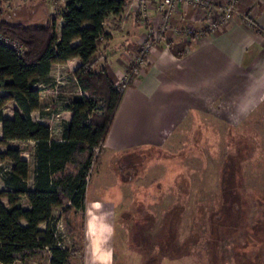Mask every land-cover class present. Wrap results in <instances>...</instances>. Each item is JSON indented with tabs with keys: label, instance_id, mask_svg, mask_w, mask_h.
Segmentation results:
<instances>
[{
	"label": "crops",
	"instance_id": "obj_1",
	"mask_svg": "<svg viewBox=\"0 0 264 264\" xmlns=\"http://www.w3.org/2000/svg\"><path fill=\"white\" fill-rule=\"evenodd\" d=\"M128 1L125 12L110 17L106 23L111 39L105 41L97 53L100 59L95 67L96 71L105 69L115 84L121 81L146 34V27L131 8V0ZM216 1L223 3L226 0ZM66 5L67 0H11L5 18L10 22L18 20L27 25H40L58 15L57 33L60 35L64 24L61 13ZM155 7L156 0L152 4L151 21L158 27L160 14ZM14 13L18 16L9 19ZM172 19L181 23L192 21L199 26L204 21L201 13L191 7H179ZM175 38L170 39L166 35L156 42L150 56V64L143 70L142 75L127 87L96 165L103 164L104 154H108L106 167L110 171L114 168L117 155L164 147L179 128L200 114H208L229 127L240 128L264 104V0H241L231 21L188 46L181 57L175 54L174 48L182 50V45L187 41L181 36ZM80 64L79 58L64 64H54L51 73L39 83L43 88L41 108L32 113V118L49 125L52 140L56 142L64 141L65 127L73 118V112L67 110L66 105L75 99H64L60 94V87L67 89L63 85L72 81L81 91V97L88 96L73 75ZM9 105L12 106V115L5 113L6 106ZM6 106L3 110L4 117L14 118L18 109L16 103L11 102ZM0 123L2 139L1 120ZM9 146L19 149L21 158L28 161V184L30 190H33L36 186L38 167L37 142L16 140L10 142ZM7 148L8 146L1 145L0 151L4 152ZM9 163L8 168L0 167L2 178L3 172L12 169L13 163ZM2 184L0 190L6 189L4 181ZM90 190L88 186L85 211L74 210L67 219V222L71 223L72 235L76 236V250L70 262L88 264L90 260V242L86 232L90 219L88 212L91 210L97 216H105L104 222L112 228L111 237L105 247L112 250L111 264H115L114 244L118 229L116 220L119 204L114 201H101L99 197L91 198ZM2 201L5 204L7 202L6 199ZM122 201L123 192L120 203ZM22 203L24 208L30 207L27 199L24 198ZM94 203L101 204V208L93 209ZM63 209L64 207L56 208L55 217L61 214L64 219ZM80 219L83 222L81 228ZM41 228L45 229L46 224L43 223ZM241 252L243 254V251ZM45 255L50 258L49 252ZM39 257L41 256L15 264H25ZM230 261L228 259L227 263Z\"/></svg>",
	"mask_w": 264,
	"mask_h": 264
},
{
	"label": "rangeland",
	"instance_id": "obj_2",
	"mask_svg": "<svg viewBox=\"0 0 264 264\" xmlns=\"http://www.w3.org/2000/svg\"><path fill=\"white\" fill-rule=\"evenodd\" d=\"M188 26L203 24L172 19L166 35L185 39ZM63 86L64 99L81 97L75 82ZM5 113L12 115L11 105ZM115 157L108 171L104 154L88 184L91 198L119 204L115 264H264V104L240 128L200 114L164 147ZM56 217L63 247L74 252L71 223Z\"/></svg>",
	"mask_w": 264,
	"mask_h": 264
},
{
	"label": "trees",
	"instance_id": "obj_3",
	"mask_svg": "<svg viewBox=\"0 0 264 264\" xmlns=\"http://www.w3.org/2000/svg\"><path fill=\"white\" fill-rule=\"evenodd\" d=\"M10 3L0 0V35L18 41L24 49L20 52L0 40V146H8L0 151V161L13 163L10 171L3 172L7 188L0 190V264L27 262L47 252L51 264H71L73 250L59 246L54 210L64 207L67 221L74 210L86 209L89 179L98 161L96 150L102 149L124 94L105 69L96 71L100 59L97 53L111 39L106 23L125 12L129 1L67 0L61 13L64 24L60 35L58 15L40 25L10 22L5 18ZM190 45L185 42L182 50L172 49L181 57ZM74 58L81 64L73 75L88 96L66 105L73 118L65 127L64 141L56 142L50 126L33 120L32 113L41 108V79L51 73L54 64ZM11 102L18 109L14 118H5L3 110ZM16 140L37 142L33 190L28 184V161L21 158L19 149L9 146ZM24 198L29 208H24ZM43 223L45 229L41 228Z\"/></svg>",
	"mask_w": 264,
	"mask_h": 264
},
{
	"label": "built area",
	"instance_id": "obj_4",
	"mask_svg": "<svg viewBox=\"0 0 264 264\" xmlns=\"http://www.w3.org/2000/svg\"><path fill=\"white\" fill-rule=\"evenodd\" d=\"M240 1L241 0H226V2L222 4L216 0H156L155 9L160 14L161 22L159 26L156 27L151 21V10L154 0H131V8L139 15L140 22L146 27V34L138 45L134 59L129 66L130 69L125 71L121 81L118 83L119 90L124 93L130 83L134 79L140 77L143 70L148 67L150 64V56L155 48L156 42L166 36L174 13L179 7L194 8L201 13L204 19L203 27L201 28L188 26L185 27L184 30H180L182 34L185 35V40L193 44L198 42L208 32L214 31L231 21ZM0 40L11 45L18 51L23 52V45L18 41H11L2 35H0ZM100 151V149L96 150L97 155ZM59 227L63 228L62 223H59ZM58 236L62 239V241L59 242V246L63 247L62 244L66 235ZM33 264H51V257L47 262H34Z\"/></svg>",
	"mask_w": 264,
	"mask_h": 264
},
{
	"label": "clouds",
	"instance_id": "obj_5",
	"mask_svg": "<svg viewBox=\"0 0 264 264\" xmlns=\"http://www.w3.org/2000/svg\"><path fill=\"white\" fill-rule=\"evenodd\" d=\"M93 209H100L101 204L94 203ZM90 219L87 223L86 236L89 239V248L91 251L88 264H111L112 250L106 248L109 238L111 237L112 228L105 223V216H97L90 210L88 212Z\"/></svg>",
	"mask_w": 264,
	"mask_h": 264
}]
</instances>
